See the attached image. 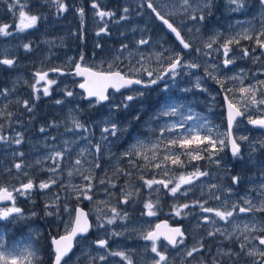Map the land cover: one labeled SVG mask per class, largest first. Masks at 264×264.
I'll return each instance as SVG.
<instances>
[{
	"label": "snow or ice",
	"instance_id": "1",
	"mask_svg": "<svg viewBox=\"0 0 264 264\" xmlns=\"http://www.w3.org/2000/svg\"><path fill=\"white\" fill-rule=\"evenodd\" d=\"M0 2L17 21L0 25V37H17L30 30H39L41 24L49 22V15L54 24L66 18V14L74 15L79 21L78 27L69 30L67 37L42 41L50 50L67 47L65 40L72 38L78 42L79 50L75 55L66 56L59 66L41 67L32 72L31 82L24 81L30 89L29 97L14 101L23 112L10 110L13 101L8 100L17 90L19 77L13 81L12 88L0 89V96L8 101L0 106V120L5 121L8 127L13 122L22 125L24 122L16 117L25 113L31 122L39 101L48 98V102L64 115L59 120L54 118L41 125L39 133L46 134L45 140L53 142L58 137L51 134V129L63 128L64 133L73 134V139H64L59 145L45 143L43 146L49 149L48 153L29 163L21 150L25 143L24 131H16L14 136H10L4 134L5 123H0V145L12 148L11 154L19 158V162L14 160L6 169L7 174L17 180L20 176L28 177L20 180L18 185H0V222L18 224L35 218L38 213L26 214L17 205V199L23 197L34 203V194H42L47 197L42 208L43 217L51 221L50 227L57 229L49 232L48 264H136L133 249L119 246L114 249L110 244L132 232L137 234L136 239L147 242L144 247L151 253L149 264H174L170 249H180L181 246L188 264H264V216L259 215L264 213V0H222L229 14L255 9L259 19L242 31H235V26H231L227 33L210 30L201 46H195L194 40L185 34L199 37L209 18L213 17L214 9L219 7L217 0H129L118 9H109L100 0H88L87 7L91 9L94 24L92 32L96 37L91 51L87 39L88 12L84 6L69 0ZM146 13L152 24L158 25L161 38L154 41L149 34L152 24H146L144 28L130 26L127 30H120L119 35L126 40L129 33L139 32L140 37L131 46L121 40L119 47L105 51V38L112 36L113 26H121L134 17H144ZM169 34L174 40L168 38ZM25 38L20 36L21 41ZM242 40L250 42V46H244ZM145 46L152 48L150 54L144 53ZM17 47L24 53L34 51L32 41L22 42ZM7 51L5 49V54L0 56V71H14L18 67L17 58L9 57ZM97 58H100L99 63L95 62ZM50 59L51 55L45 57V60ZM239 61H244L245 65ZM44 62L42 60L41 64ZM153 62L155 66H152ZM248 63L257 67L248 69ZM202 66L203 77L192 71ZM50 73L72 77L80 91L67 86L58 87L61 82L50 78ZM186 75H194L195 83L192 87L180 88L177 78ZM204 78L214 82L223 93L225 131H219L207 117L194 115L190 107L179 103V98L169 96L151 119L176 117V122L165 125L151 147L137 141L120 156L121 159L127 158L131 168L140 172L138 178L142 185L133 184V171L118 165L113 166L109 175L103 161L113 159L112 145L128 131L121 121L122 114L129 113L138 105L143 106L150 92L162 81H171V84L165 83L163 91L166 93L172 86L184 93L193 91V88L207 93L209 89L202 84ZM57 91L60 92L59 98L55 95ZM215 98L212 95V99ZM86 109H94L100 114L95 120L85 121L82 111ZM133 119L139 121L141 117L135 114ZM188 121L194 123L188 124ZM245 123L250 127L246 128L245 134H238V129ZM93 128L100 131V138L95 143L91 142ZM252 129L257 131L253 133ZM166 132L176 135L166 138ZM80 140L88 141L92 150L78 149L74 162L77 167L68 170L69 184L65 185L60 179L61 165ZM85 153L92 157L87 169L83 168L81 158ZM257 153L261 155L257 156ZM226 155L230 156L232 167L239 166L240 171L232 172L225 163ZM48 161L51 164L46 166ZM193 161H205L208 168L215 167L218 173L222 170L230 183L226 186L220 182L210 183L206 186L207 192L201 187L200 195L204 199L181 203L180 197H188L195 187H200L196 181L210 176V171L201 170L203 166L197 164L191 171L170 175L168 165L186 168ZM32 168L49 175L46 179L36 180L26 171ZM150 169L161 170L168 179H158L155 175L146 179L143 173ZM96 170L102 175L97 176ZM249 170H254L255 175H245ZM74 175H79L86 183L72 184L70 181ZM120 177L126 178L123 185L117 183ZM216 179L219 181L221 178L218 175ZM245 180L248 187L244 194L238 195L236 190ZM58 184L59 191L49 192ZM142 187L149 190L148 199H140ZM162 189L174 198L168 215L185 219L194 215L191 210L197 208L203 214L197 217L196 228L207 226L204 229L206 235L194 237L191 247L185 243L187 233L182 226L173 227L167 221L145 229L130 226V207L141 204V217L152 218L162 212L160 196L152 198ZM100 192L104 193V198L94 199ZM72 199L76 201L75 206L70 203ZM85 200L94 205L95 220L91 218L93 213L80 206ZM209 201L219 204L206 206ZM90 233L97 238L92 240ZM31 235L38 236L39 233ZM0 264H44V259L38 247L32 244L23 248L8 247L0 234Z\"/></svg>",
	"mask_w": 264,
	"mask_h": 264
},
{
	"label": "rangeland",
	"instance_id": "2",
	"mask_svg": "<svg viewBox=\"0 0 264 264\" xmlns=\"http://www.w3.org/2000/svg\"><path fill=\"white\" fill-rule=\"evenodd\" d=\"M69 2L74 3L79 6H84L86 8V11L88 12V21H87V27H88V35H91L94 39L96 37L94 36V33L92 32V29L94 27L92 17H91V9L87 7L88 0H69ZM101 4L107 8H109L108 1L107 0H100ZM111 3L117 2V0H111ZM123 2V3H122ZM129 2V0H119V4L122 6ZM217 4L219 7L217 9H214V15L213 17L209 18L207 22V26L202 29L201 34L199 37H193L191 34H185L189 39L194 40L195 46H201L202 40L206 37L207 33L212 30H220L221 32L227 33L231 26H235V31H242L244 28L248 27L250 23H257L259 17L255 9H250L245 12H237V13H231L225 11L222 0H217ZM117 5V4H116ZM114 5L111 9H114L116 6ZM110 9V8H109ZM52 16L49 15V22L41 24L39 26V30H30V32H26L23 34H20V36L26 37L21 41L20 36L17 37H0V56L4 55V50L7 49V55L9 57H15L18 61V67L12 71H0V89L3 88H12L13 81L17 80L19 77V83L17 84V90L16 92L12 93L11 96L8 98V100H12L13 103L10 104L9 108L10 110L14 112H23V109L19 108L17 105H15L14 101L16 98L25 99L28 98L30 95V89L24 84V81L27 80L31 82L32 80V72L38 68L44 67L45 69L50 67H56L63 63V61L66 59V56H72L75 55V53L79 50L77 47L78 42H74L72 38H67L65 40V44L67 47L64 48H52L49 50V47L47 44L43 43L44 40H57L60 37H67L69 30H75L78 27V18L74 15L66 14V18H61L59 23H52ZM17 22L13 15L11 13L7 12L6 5L2 2H0V25L3 23L13 24ZM146 24H152V21H150L147 17V13L144 17H134L131 21L124 22L121 26H113L112 27V36L110 38H105V51H109L110 49H114L119 47L121 40H124V37H121L119 35L120 30H127L130 26H136L138 28H144ZM258 26V24H257ZM14 31V29H13ZM153 40H157L161 38V33L159 31V27L156 24H152V31L149 33ZM140 33L137 32L135 34L129 33L128 39L124 40V42L129 43L130 46L134 42L135 39H138L140 37ZM168 38L171 39L169 36ZM89 40V36L87 37ZM29 41L33 42L34 51L32 53H24L22 48H18L17 46L19 44L27 43ZM241 43L244 46H250V42L248 41H241ZM92 48V42L88 43V49L91 51ZM145 54H150L152 51V48L149 46H145L143 49ZM48 55H51L50 60H45V57ZM108 57H103V59H107ZM91 57H89V60L91 61ZM44 60V64H41V61ZM100 58H97L95 62L99 63ZM241 65H245L244 61L238 62ZM125 64H127V61H125ZM155 66L154 62L153 65ZM123 67V65H122ZM246 67L248 69H255V65H252L251 63L246 64ZM127 70V68H125ZM194 72H198V74L203 77V66L199 70H192ZM50 78L58 79L61 83L58 85V87H64L67 86L68 88H74L75 91L79 92L80 90L75 87V82L72 77H62L57 76L55 73H50ZM78 79V78H75ZM168 84H171V81H166ZM165 81H162L160 85L155 86V90L150 92V96L146 98L143 106H137L129 113L122 114L121 121L125 124V126L128 128V131L121 134V137L119 140H117L112 145V153H114V157L111 160L105 159L103 161V166L105 169L109 172V175L112 173L113 166H120L122 168L128 169L129 171H133V175L131 177V182L136 185H142V181L138 178L140 175V172L138 170H133L127 160L121 159V153L129 150L132 145L136 144L137 141L143 142L146 147H151L153 143L157 141V137L159 135V132L162 128L165 127V125H171L176 122V117H161L158 120H152L151 117L153 113L158 112L160 110V107L163 105L165 99L169 96H173L174 98H179V103L185 106H188L191 108V112L194 115H199L201 117H207L208 121L211 122L212 125H215L219 131L223 132L225 131V122L222 117V112L224 109V102H223V93L220 92L218 86L212 82L211 80H208L207 78H204L202 80L203 86L207 87L209 89V92L207 93H201L195 88H193V91L189 93H184L178 90L176 86H172L169 89V92H164L163 88L165 87ZM177 82L180 88L182 87H192L195 83V76H181L177 78ZM245 83H248L246 81ZM215 95V100L212 99V95ZM55 95L59 98L60 92L57 91ZM117 95V94H115ZM8 101L0 96V106L7 103ZM81 103L87 104L86 101H82ZM100 113L97 112L94 109H86L82 111V119L85 121H92L95 120V118ZM138 114L140 115L141 119L139 121L133 119V115ZM64 113L59 112L57 110V107L53 104L48 102V98H44L39 101L38 107L35 111V118L29 122L28 121V114L25 113L23 116H18L16 118L20 119L24 123L22 125H17L15 122H13L11 127H8V125L5 123V121L0 120V123H5L4 128V134L14 136L16 131H24L25 135V143L21 146V150L25 152V161L26 162H33L38 158L43 157L46 155L49 151L48 148H45L43 145L45 143L52 145V144H62L64 139H73V134L71 133H64V129L60 128L59 130L51 129L50 132L52 135H55L58 137L57 141L53 142L51 140H45V135L39 133L38 129L41 125L45 124L47 121H51L52 119H61ZM14 118V120L16 119ZM39 123V124H38ZM188 124L194 123V121H188ZM250 126H247L246 123L241 125V127L238 129V134H245L246 128H249ZM92 131L94 132V135L91 137V142L95 143L100 138V131L93 128ZM180 131H183L181 129ZM257 130L252 129L251 132H256ZM251 135V133H248ZM84 135H88L85 133ZM176 133H165L166 138H170L172 136H175ZM15 147V146H13ZM79 148H88L90 151L91 145L88 143V141L80 140L78 144L73 146L72 153L70 155H66L64 161L61 165V175L60 179L61 182L65 185L69 184V177L67 175V172L69 169H74L75 167V158L78 152ZM174 151H180V149H174ZM12 148H8L7 146L0 145V185H7L11 186L13 184L18 185L20 180H27L28 177L20 176L19 180L14 179L11 175H8L6 172V169L8 167H11L13 164V161L19 162V158L14 157L12 154ZM151 155V153H149ZM257 156H260L261 153H257ZM84 161L83 168L87 169L89 167L88 161L92 159L91 156L88 155V153H85L83 157H81ZM183 159V157H182ZM140 163H143L141 161ZM225 163L228 164V166L232 169V172L235 173L237 171H240L239 166L232 167L233 162L231 161L230 156H225ZM51 164V161H48V165ZM201 165L203 166L201 170H209L210 176L208 177H202L200 181H196L197 185H200V187H195L192 192L189 193L188 197H180V202H188L195 199H204L200 195L201 187L204 188V191L207 192V185L213 182H220L223 185H228L230 181L227 179L225 173L221 170L219 173L215 169V167L208 168L205 161H193L192 164L188 165L186 168H176L175 166L168 165L169 168H171L170 175L179 174L180 172H188L191 171L192 168L195 165ZM13 171H15L13 169ZM26 171L29 172V177H32L36 180L46 179L49 175L47 172L39 171L38 168H32V169H26ZM97 176L102 175V173L99 170H96ZM143 175L145 178H151L153 175L156 176L158 179H165L167 180L168 177L163 176L161 170L157 169H150L145 170ZM219 175L221 178L219 181H217L216 177ZM247 176H254L255 172L254 170H249L245 173ZM125 177H120L117 181L119 185H123L125 183ZM72 184H83L86 183L82 180V178L79 175H74L71 178L70 181ZM102 187V186H99ZM154 187H160V186H154ZM171 187V185H170ZM188 187V186H185ZM248 187V181L245 180L241 186L236 190V193L238 195H242L245 193L246 189ZM60 185L54 186L53 189H49V192L52 191H59ZM113 191H118L114 189ZM148 192L149 190L146 187L141 188V195L140 199L145 200L148 199ZM61 195H65V193H61ZM156 195L160 196V204L162 207V212L152 218L148 217H141L140 211L142 208L141 204H137L135 207H130L128 210L131 213V221L130 226H138L141 229L148 228L149 226L154 227L156 223H162L164 221H167L170 226H182V229L186 231L187 233V239H186V245L189 247L192 246L194 243V237L205 234L204 229L207 226H202L201 228H196L197 223V217L200 215H203L199 212V209L191 210L195 214L190 215L185 219H180L177 217H173L168 215L170 212V206L173 201V197L166 194V190H161L158 194H153L152 198L155 199ZM104 193L100 192L97 197H94V199H103ZM45 199L47 197H44L42 194H34V203L31 200H26L23 197H18L17 199V205L24 209L26 214H30L32 211H36L38 215L28 220L27 222H22L18 224H7L6 222H0V234L3 235L4 241L8 247H20L23 248L24 246L28 244H32L34 247H38L43 259L44 264H48L49 262V256H50V239H49V232L57 231V229H54L50 227L51 221L49 219H46L43 217L42 214V208L43 204L45 202ZM70 203L75 206L76 201L75 199H72ZM219 202L215 201H209V204L206 206H218ZM2 206V205H0ZM81 207H83L86 211H89L90 213H93L92 219L95 220L94 215V205L91 204L89 201L85 200L82 201L80 204ZM126 207V206H122ZM188 211V210H186ZM259 215H264V213H261ZM240 219V218H237ZM244 219H248V217H244ZM62 231V229H60ZM33 232H38V236L31 235ZM136 233H128L123 238H118L116 241L110 242L112 248H117L119 246L120 248L125 249H133V258L136 261V264H149V257L151 256V253L145 250V244L147 242L143 240L136 239ZM90 238L92 240L96 239V235L94 233H90ZM207 243V241H206ZM77 255H80L79 251H77ZM200 254H197V257H199ZM170 256L174 260V264H188L187 261L184 259V247L181 246L180 249H170ZM113 261L118 260V258H111ZM195 264V262H193Z\"/></svg>",
	"mask_w": 264,
	"mask_h": 264
},
{
	"label": "trees",
	"instance_id": "3",
	"mask_svg": "<svg viewBox=\"0 0 264 264\" xmlns=\"http://www.w3.org/2000/svg\"><path fill=\"white\" fill-rule=\"evenodd\" d=\"M108 1V7L111 9L114 5H116L115 7H114V9H118L120 6H122L121 4H119V0H117V2H115V3H111L110 1L111 0H107ZM88 11V10H87ZM157 25V24H156ZM158 26V25H157ZM89 36V40H88V43H91L93 40H94V38L91 36V35H88Z\"/></svg>",
	"mask_w": 264,
	"mask_h": 264
},
{
	"label": "bare ground",
	"instance_id": "4",
	"mask_svg": "<svg viewBox=\"0 0 264 264\" xmlns=\"http://www.w3.org/2000/svg\"><path fill=\"white\" fill-rule=\"evenodd\" d=\"M74 1V0H73ZM123 3V2H122ZM63 77V76H62ZM118 95V94H117ZM39 124V123H38Z\"/></svg>",
	"mask_w": 264,
	"mask_h": 264
},
{
	"label": "water",
	"instance_id": "5",
	"mask_svg": "<svg viewBox=\"0 0 264 264\" xmlns=\"http://www.w3.org/2000/svg\"><path fill=\"white\" fill-rule=\"evenodd\" d=\"M171 37H173V36H171ZM174 38V37H173Z\"/></svg>",
	"mask_w": 264,
	"mask_h": 264
},
{
	"label": "flooded vegetation",
	"instance_id": "6",
	"mask_svg": "<svg viewBox=\"0 0 264 264\" xmlns=\"http://www.w3.org/2000/svg\"><path fill=\"white\" fill-rule=\"evenodd\" d=\"M264 216V215H263Z\"/></svg>",
	"mask_w": 264,
	"mask_h": 264
}]
</instances>
